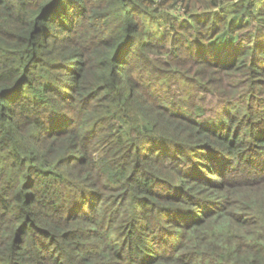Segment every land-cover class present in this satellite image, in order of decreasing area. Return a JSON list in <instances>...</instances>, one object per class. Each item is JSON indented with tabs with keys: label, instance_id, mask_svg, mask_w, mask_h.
Returning a JSON list of instances; mask_svg holds the SVG:
<instances>
[{
	"label": "trees",
	"instance_id": "16d2710c",
	"mask_svg": "<svg viewBox=\"0 0 264 264\" xmlns=\"http://www.w3.org/2000/svg\"><path fill=\"white\" fill-rule=\"evenodd\" d=\"M0 264H264V0H0Z\"/></svg>",
	"mask_w": 264,
	"mask_h": 264
},
{
	"label": "rangeland",
	"instance_id": "374dc122",
	"mask_svg": "<svg viewBox=\"0 0 264 264\" xmlns=\"http://www.w3.org/2000/svg\"><path fill=\"white\" fill-rule=\"evenodd\" d=\"M231 80V79H230ZM230 80L228 81L229 82V84H230ZM165 90V89H164ZM194 92V97L196 98V91H193ZM197 94H200V93H197ZM217 102V100H213V97H212V95L211 94H204V93H202V105L206 108L205 109V113L204 114H209V115H212L213 116V114H212V106H213V103H216Z\"/></svg>",
	"mask_w": 264,
	"mask_h": 264
}]
</instances>
